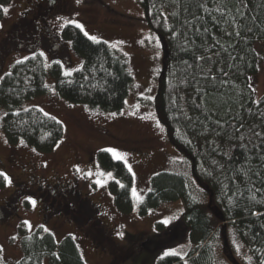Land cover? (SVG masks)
Instances as JSON below:
<instances>
[{
    "label": "trees",
    "instance_id": "16d2710c",
    "mask_svg": "<svg viewBox=\"0 0 264 264\" xmlns=\"http://www.w3.org/2000/svg\"><path fill=\"white\" fill-rule=\"evenodd\" d=\"M140 6L145 25L165 44L152 99L156 118L208 198L203 201L183 174L163 171L150 178L138 203L140 216L178 200L184 207L153 246L166 249L186 239L191 244L185 258L168 255L157 263L213 264L216 238L229 227L255 264H264V94L256 99L252 84L259 65L255 44L264 47V0H140ZM3 16L0 9V22ZM61 36L80 58L77 68L65 72L61 63L47 65L32 53L12 63L0 80V130L12 146L23 143L47 153L62 139L63 126L55 118L36 107L21 109L47 93L48 76L67 102L104 112H117L126 102L133 78L122 54L72 24ZM97 159L111 174L108 189L116 209L129 213L136 205L132 173L106 150ZM4 184L0 173V188ZM19 251L12 264H86L72 235L57 241L41 227L29 234L22 228Z\"/></svg>",
    "mask_w": 264,
    "mask_h": 264
},
{
    "label": "rangeland",
    "instance_id": "374dc122",
    "mask_svg": "<svg viewBox=\"0 0 264 264\" xmlns=\"http://www.w3.org/2000/svg\"><path fill=\"white\" fill-rule=\"evenodd\" d=\"M62 4L61 11L50 13L38 0L10 1L0 22V80L12 63L32 53H43L47 65L61 63L65 72L77 68L81 60L61 31L67 24L79 23L88 37L94 36L122 54L133 84L122 109L104 112L60 98L48 76L47 93L27 100L21 109L36 107L62 124L63 137L51 152H40L23 143L12 146L0 130V173L7 177L0 188L1 258L5 264L17 260L22 228L29 234L38 227L52 233L57 241L72 235L86 264H158L159 258L168 255L185 258L191 248L187 239L166 249L153 246L156 235L181 218V200L144 216L137 212L150 178L163 171L188 176L196 194L208 203L188 163L167 141L152 105L165 65V44L145 25L140 0H63ZM255 50L259 65L252 84L259 99L264 94V47L256 43ZM2 113L0 108V117ZM108 149L122 155L119 160L133 175L136 205L127 214L116 209L108 189L111 175L98 164V152ZM29 179L44 191H53L56 183H68L76 187L75 194L60 199L51 194L46 200L42 191L27 189L24 182ZM141 242L148 249L136 246ZM214 245L213 264H255L248 246L232 228L226 227Z\"/></svg>",
    "mask_w": 264,
    "mask_h": 264
},
{
    "label": "flooded vegetation",
    "instance_id": "af4514ba",
    "mask_svg": "<svg viewBox=\"0 0 264 264\" xmlns=\"http://www.w3.org/2000/svg\"><path fill=\"white\" fill-rule=\"evenodd\" d=\"M39 2L43 3L46 9L47 12H50V13H54V12H58V11H61L62 10V1L63 0H38ZM39 6V5H38ZM41 7V5L39 6ZM34 20H37V17L34 16L33 18ZM40 22H42L41 24H44L45 23V20L42 18L40 20ZM30 24L32 25V21L30 22ZM34 31H36L38 28L37 27H33L32 28ZM44 32L47 33L48 30L47 28L45 27L44 28ZM3 170V169H2ZM24 185L28 188L32 187V188H35L36 189V192L38 191H42L41 193H44L45 194V198L46 200L48 199V197L53 194L55 198H65V196H71L70 198H72L73 194H75V188L74 186H70L68 183H56L54 185V189L53 191H44V188L43 186H37V184L35 183L34 180H31L29 179L27 182H24ZM38 187V188H37ZM47 188H49L48 186H46ZM78 192H76V197L78 196L77 194ZM53 205L51 204V207ZM137 247H144L145 246V242H141L139 243L138 245H136Z\"/></svg>",
    "mask_w": 264,
    "mask_h": 264
},
{
    "label": "snow or ice",
    "instance_id": "6c2138e0",
    "mask_svg": "<svg viewBox=\"0 0 264 264\" xmlns=\"http://www.w3.org/2000/svg\"><path fill=\"white\" fill-rule=\"evenodd\" d=\"M79 2H80V0H77V3H79ZM0 9H2L5 13L8 12V8L3 7L2 5H0ZM72 22H73V23H76L75 21H72ZM76 26H77L78 28H80L81 30H83V26L80 25L79 23H77ZM85 34L87 35V33H85ZM90 39H92V40H96V37L92 36V37H90ZM41 55H43V53H41ZM65 74H66V75H70V73H65ZM107 151L111 152V153L113 154V157H114L115 159H122V158H123L122 155L119 154V153H117L114 149H108ZM108 175H111V174L109 173ZM5 179H7V177H5ZM97 183L99 184V183H101V182H100V181H97ZM34 203H35V201H33V204H34ZM163 223H164V224H167V223H168V220H164ZM117 235H118V236H122L123 233H117ZM168 254H169L168 252H165V255H168Z\"/></svg>",
    "mask_w": 264,
    "mask_h": 264
}]
</instances>
